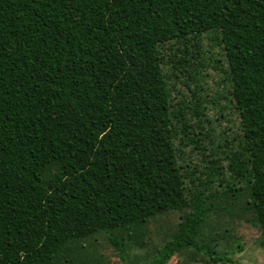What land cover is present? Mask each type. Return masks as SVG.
I'll list each match as a JSON object with an SVG mask.
<instances>
[{
    "label": "trees",
    "instance_id": "trees-1",
    "mask_svg": "<svg viewBox=\"0 0 264 264\" xmlns=\"http://www.w3.org/2000/svg\"><path fill=\"white\" fill-rule=\"evenodd\" d=\"M208 33L236 134L211 131L190 88L174 103L162 70L165 46L180 76L202 68ZM175 106L195 122L191 167ZM226 169L250 177L242 204L264 238V0H0V264H107L100 238L126 264L234 263L200 238Z\"/></svg>",
    "mask_w": 264,
    "mask_h": 264
},
{
    "label": "rangeland",
    "instance_id": "rangeland-1",
    "mask_svg": "<svg viewBox=\"0 0 264 264\" xmlns=\"http://www.w3.org/2000/svg\"><path fill=\"white\" fill-rule=\"evenodd\" d=\"M201 48L205 60L204 66L188 71V76L179 75L173 66V60L176 59L173 52L167 50V46L163 48L162 70L173 102H177L179 97L188 98L190 88L202 99L200 112L205 120V125L211 131L219 134L239 133L238 112L234 109V103L229 93L230 82L227 64L223 56V49L218 44L214 33H208L202 37ZM177 108L175 106L172 110L174 113L172 121L176 129L174 142L179 154V161L183 164L189 163L191 167L200 158L196 144L191 141L192 139L196 141L198 136L194 133L189 134V131L192 132L195 128V122H189V115H186V118L183 117ZM183 123L187 124L185 128ZM189 124L191 128H189ZM195 130L197 131V129ZM205 143L206 140L201 141L200 145ZM249 180L248 175L236 177L229 169H226L222 179L212 178L207 187L210 194L218 196L215 199L218 209L200 230V238L202 242L208 243L220 254L227 253L234 260V263L230 264H264L263 235L242 204ZM173 220L174 216L170 218L168 215L148 225L149 241L152 244H161L165 239L166 232L168 233L167 228L172 227ZM98 245L97 255L102 261H106L107 264H126L102 238ZM138 252L142 253V250ZM168 264L203 263L192 262L190 259L187 262L183 257L174 256Z\"/></svg>",
    "mask_w": 264,
    "mask_h": 264
}]
</instances>
